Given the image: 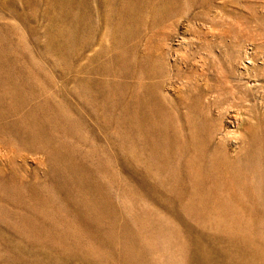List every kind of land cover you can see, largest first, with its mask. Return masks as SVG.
I'll return each mask as SVG.
<instances>
[{"label": "rangeland", "instance_id": "rangeland-1", "mask_svg": "<svg viewBox=\"0 0 264 264\" xmlns=\"http://www.w3.org/2000/svg\"><path fill=\"white\" fill-rule=\"evenodd\" d=\"M0 264H264V0H0Z\"/></svg>", "mask_w": 264, "mask_h": 264}]
</instances>
